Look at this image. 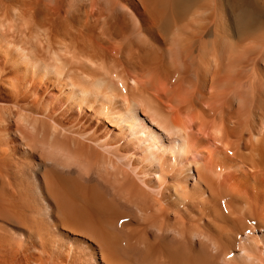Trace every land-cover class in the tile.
Listing matches in <instances>:
<instances>
[{
  "label": "bare ground",
  "instance_id": "1",
  "mask_svg": "<svg viewBox=\"0 0 264 264\" xmlns=\"http://www.w3.org/2000/svg\"><path fill=\"white\" fill-rule=\"evenodd\" d=\"M0 264H264V0H0Z\"/></svg>",
  "mask_w": 264,
  "mask_h": 264
},
{
  "label": "rangeland",
  "instance_id": "2",
  "mask_svg": "<svg viewBox=\"0 0 264 264\" xmlns=\"http://www.w3.org/2000/svg\"><path fill=\"white\" fill-rule=\"evenodd\" d=\"M186 96H187V95H185V96L183 95V97H186ZM175 98H176V97H175ZM179 103H180V104H179ZM171 105H172V107H173V108H175V107H178V108H180V107L182 106V104H181V101H177V102H175V103H172ZM171 105H170V106H171ZM247 134H248V133H247ZM248 135H249V134H248ZM244 136H245L244 138H246V137H247V135H246V134H245ZM248 137H249V136H248ZM256 137H257V135H256V133H255V137L253 136V137H252V139L254 140ZM250 138H251V137H250ZM233 139H234V140H236V138H235V137H234V138H232V140H233ZM246 139H247V138H246ZM246 139H245V140H246ZM232 140H231V142H232ZM216 146H220V144H219V143H217V142L215 141V143H214V147H216ZM243 151H244V152H243ZM243 151H242L243 153H245V152H246V151H245V149H243Z\"/></svg>",
  "mask_w": 264,
  "mask_h": 264
}]
</instances>
